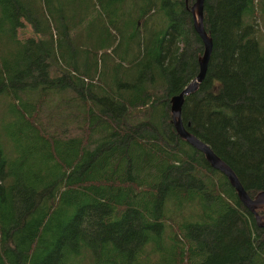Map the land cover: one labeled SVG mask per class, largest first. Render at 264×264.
Instances as JSON below:
<instances>
[{
    "label": "trees",
    "instance_id": "obj_1",
    "mask_svg": "<svg viewBox=\"0 0 264 264\" xmlns=\"http://www.w3.org/2000/svg\"><path fill=\"white\" fill-rule=\"evenodd\" d=\"M195 2L0 0V264H264V227L174 125L205 51ZM257 2L205 0L212 54L182 106L251 196L264 191Z\"/></svg>",
    "mask_w": 264,
    "mask_h": 264
},
{
    "label": "water",
    "instance_id": "obj_2",
    "mask_svg": "<svg viewBox=\"0 0 264 264\" xmlns=\"http://www.w3.org/2000/svg\"><path fill=\"white\" fill-rule=\"evenodd\" d=\"M204 2L205 0H196L194 5L192 6V11L194 14V27L196 32L203 40L205 51L199 60L200 70L198 75L181 93L172 98V113L174 125L178 134L183 139H185L192 146L205 154L206 160L213 168L221 171L229 178L231 185L237 190L239 199L249 210H251L255 214L258 224L261 227H264V213L261 214L260 212H258L259 209L264 210V191H260L255 196H251L244 188L232 168L225 161H223L207 143H205L198 136L189 131L184 126L182 121V106L185 101V96L195 92L199 88L200 84L204 81L207 75L209 60L213 49V40L204 27Z\"/></svg>",
    "mask_w": 264,
    "mask_h": 264
},
{
    "label": "rangeland",
    "instance_id": "obj_3",
    "mask_svg": "<svg viewBox=\"0 0 264 264\" xmlns=\"http://www.w3.org/2000/svg\"><path fill=\"white\" fill-rule=\"evenodd\" d=\"M257 13H258V21H259V35L264 39V0H258L256 3ZM248 19V17H247Z\"/></svg>",
    "mask_w": 264,
    "mask_h": 264
}]
</instances>
